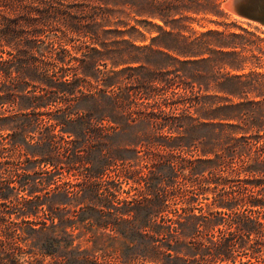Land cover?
<instances>
[{"label":"trees","instance_id":"16d2710c","mask_svg":"<svg viewBox=\"0 0 264 264\" xmlns=\"http://www.w3.org/2000/svg\"><path fill=\"white\" fill-rule=\"evenodd\" d=\"M201 14L226 15L0 0V264H264L263 41Z\"/></svg>","mask_w":264,"mask_h":264},{"label":"rangeland","instance_id":"374dc122","mask_svg":"<svg viewBox=\"0 0 264 264\" xmlns=\"http://www.w3.org/2000/svg\"><path fill=\"white\" fill-rule=\"evenodd\" d=\"M221 1V9L226 13V15H222V16H216V15H197L196 18L192 21L189 22L190 24V28L193 31H205L208 29H227L230 31H237V32H242L241 29H239L238 27H243V28H247L249 29L252 33L255 34L256 38H260L262 39L263 42L261 43V46L264 48V27L256 21L253 20H249V19H245L243 17H240L232 12L229 11V9L226 6V3L229 0H220ZM131 25H137V23L135 21L130 22ZM161 24V22H160ZM138 27L141 30V32L143 33V36H140V34H134V36L138 37L139 39H146L145 41H140L138 42V44L140 45H150L152 42V39L155 38L156 36L161 34V31L154 25L152 24H146L144 22H138ZM131 33L127 34V37H129ZM186 34H188V32H186ZM253 38V39H256ZM168 42L167 44H170L171 46H183L182 43L176 42V41H166ZM261 55V54H259ZM145 56H147V58H149V62H150V66L155 69L158 67H162L164 66L167 61H166V57L163 56L161 53H159L158 51H152L149 50L145 53ZM262 59V62H264V55L260 56ZM2 112V111H1ZM5 113L8 114H12L14 112H8V111H4ZM3 113V112H2ZM2 116V115H1ZM21 117H24L23 115H21ZM7 133L8 131H4L0 129V141H5L7 138ZM46 191H48L47 189H45L42 194H45ZM24 193V192H22ZM13 217H16L15 214H13ZM19 222H22L23 220H31V218H19L17 219ZM81 242L85 247H91L92 244L87 242L86 240H82V239H78L76 241V244ZM25 244H27V247L30 248L31 246V240H28ZM35 249V248H33ZM27 260V264H37L38 261L36 260V258L34 256H30L27 255L26 257ZM39 260L44 259V257L42 256H38ZM50 261V257H47L44 261V263H48Z\"/></svg>","mask_w":264,"mask_h":264},{"label":"water","instance_id":"95a60500","mask_svg":"<svg viewBox=\"0 0 264 264\" xmlns=\"http://www.w3.org/2000/svg\"><path fill=\"white\" fill-rule=\"evenodd\" d=\"M226 6L230 12L264 27V0H229Z\"/></svg>","mask_w":264,"mask_h":264}]
</instances>
